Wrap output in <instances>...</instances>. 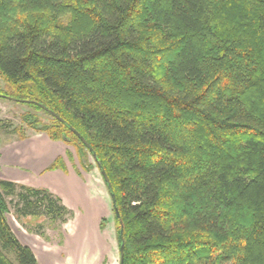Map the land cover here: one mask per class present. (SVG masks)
Here are the masks:
<instances>
[{"label":"trees","instance_id":"1","mask_svg":"<svg viewBox=\"0 0 264 264\" xmlns=\"http://www.w3.org/2000/svg\"><path fill=\"white\" fill-rule=\"evenodd\" d=\"M0 82L106 173L124 264H264V0H0ZM21 188L0 264H38ZM25 190L19 216L68 217Z\"/></svg>","mask_w":264,"mask_h":264},{"label":"rangeland","instance_id":"2","mask_svg":"<svg viewBox=\"0 0 264 264\" xmlns=\"http://www.w3.org/2000/svg\"><path fill=\"white\" fill-rule=\"evenodd\" d=\"M29 115L34 118L27 119ZM27 121L48 124L50 117L28 104L0 98V181L58 200L68 217L52 222L44 208L39 218L19 216L20 194L26 190L17 189L6 196L15 236L33 249L38 264H120L112 196L94 158L85 152L93 167L86 169L73 145L52 141ZM7 257L17 264L15 254L8 252Z\"/></svg>","mask_w":264,"mask_h":264},{"label":"water","instance_id":"3","mask_svg":"<svg viewBox=\"0 0 264 264\" xmlns=\"http://www.w3.org/2000/svg\"><path fill=\"white\" fill-rule=\"evenodd\" d=\"M0 98L8 99V100H10V101H14V102H18V103H23V104H31V103H32V102H29V101L17 100V99H14V98H12V97H8V96H5V95H0ZM37 105H38L39 107H41L44 111H46L47 113H49L50 115H52L53 117L59 119V117H58L56 114H54L53 112H51L50 110H48V109L45 108L44 106L39 105V104H37ZM59 120H60V119H59ZM72 131L75 133V135H76L77 137H79V138L81 139V141H82L85 145H87V142L85 141V139L82 138V137L79 135L78 132H76V131L73 130V129H72ZM102 175H103L105 181L108 183V180H109V179H108L106 173H105V172H102ZM112 201H113V205H114V207H116V197H115L114 195L112 196ZM115 210H116V213L118 214V209L115 208ZM121 234H123V231H122ZM124 257H125V244L123 243L122 246H121V259H120V264H124Z\"/></svg>","mask_w":264,"mask_h":264},{"label":"crops","instance_id":"4","mask_svg":"<svg viewBox=\"0 0 264 264\" xmlns=\"http://www.w3.org/2000/svg\"><path fill=\"white\" fill-rule=\"evenodd\" d=\"M30 247V246H29ZM31 248V247H30ZM33 250V249H32Z\"/></svg>","mask_w":264,"mask_h":264}]
</instances>
